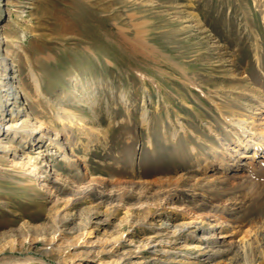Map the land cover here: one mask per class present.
<instances>
[{"label": "rangeland", "instance_id": "rangeland-1", "mask_svg": "<svg viewBox=\"0 0 264 264\" xmlns=\"http://www.w3.org/2000/svg\"><path fill=\"white\" fill-rule=\"evenodd\" d=\"M0 25L46 127L1 132L0 264H264V0H0Z\"/></svg>", "mask_w": 264, "mask_h": 264}, {"label": "bare ground", "instance_id": "bare-ground-1", "mask_svg": "<svg viewBox=\"0 0 264 264\" xmlns=\"http://www.w3.org/2000/svg\"><path fill=\"white\" fill-rule=\"evenodd\" d=\"M3 39L2 25H0V135L5 128L8 130L20 131L26 137H29L33 132L45 134L46 127L43 123H39L38 126L35 125L34 117L26 107L25 101L22 99L21 89L17 80V69L15 64L10 62L9 57L4 51L2 46ZM242 122L247 123L248 120L242 119ZM254 122L255 121H253V123ZM243 123H240L239 126V129L243 134L248 133L247 131H252L251 128H247ZM248 135L246 136L248 137ZM255 137L252 145H250L249 142L240 140L247 149L246 153L250 151L252 152L251 154H245V156L248 155L247 157L253 160H255L256 154L259 156L260 149H263L264 147V134L260 133L255 135ZM251 146L254 147L251 149ZM18 149L19 148L16 146L4 144L2 140H0V150L3 152L16 154ZM233 152L237 153L239 150L236 149ZM258 163H260L261 166L263 161ZM85 189L87 190V193L95 191L94 187ZM241 244L244 245H238V249L242 248L243 251V249H246V241L243 240Z\"/></svg>", "mask_w": 264, "mask_h": 264}]
</instances>
